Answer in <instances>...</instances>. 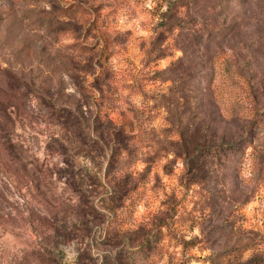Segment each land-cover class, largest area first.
<instances>
[{
	"label": "rangeland",
	"instance_id": "374dc122",
	"mask_svg": "<svg viewBox=\"0 0 264 264\" xmlns=\"http://www.w3.org/2000/svg\"><path fill=\"white\" fill-rule=\"evenodd\" d=\"M0 264H264V0H0Z\"/></svg>",
	"mask_w": 264,
	"mask_h": 264
},
{
	"label": "trees",
	"instance_id": "16d2710c",
	"mask_svg": "<svg viewBox=\"0 0 264 264\" xmlns=\"http://www.w3.org/2000/svg\"><path fill=\"white\" fill-rule=\"evenodd\" d=\"M234 146H229V149L228 150H231ZM254 145L252 142L248 141L246 142L243 147H242V155L244 154L245 150L248 149V148H252L253 149ZM226 159V158H225Z\"/></svg>",
	"mask_w": 264,
	"mask_h": 264
}]
</instances>
